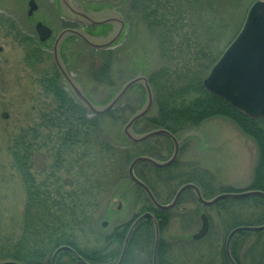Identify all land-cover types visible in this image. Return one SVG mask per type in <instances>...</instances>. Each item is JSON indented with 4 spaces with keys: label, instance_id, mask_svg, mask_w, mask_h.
I'll use <instances>...</instances> for the list:
<instances>
[{
    "label": "rangeland",
    "instance_id": "obj_1",
    "mask_svg": "<svg viewBox=\"0 0 264 264\" xmlns=\"http://www.w3.org/2000/svg\"><path fill=\"white\" fill-rule=\"evenodd\" d=\"M29 1L0 0V241L9 243H12L19 233L25 191L19 173L13 168L8 147L12 138L23 129L28 130L39 125L40 116L43 111H46V103H49L50 99L44 94L37 80L44 73L54 72L56 68L52 59L55 37L65 27L78 25L69 20L68 16L76 14L69 11L61 0H34L37 10L30 16ZM72 1L75 0H68L71 5H73ZM79 1L83 4L86 2ZM254 1L241 2V8L238 11L241 18L237 23H232V31H235L246 17L247 10ZM108 11L110 12L94 13V19L118 16L114 14L115 12L122 14L118 6H109ZM123 11L128 15L130 5L126 4ZM128 17L130 22L125 26V32L111 49V51H118L116 62L120 56L122 64L120 69L116 70V67L113 69V84L110 86L99 85L92 77L93 69L98 63L96 61L103 58L102 54L88 47L85 42L82 43V40L71 37L60 46V59L64 67L72 78L80 81L89 98L99 106L105 105L126 81L139 74H133L132 67L127 68L131 60L135 64L142 62L148 74L161 65L157 42L148 32L144 22L139 17ZM39 21L52 27L54 35L44 44V49H47L41 56L42 61L33 59V64H29L25 56L27 51L35 47L33 41H29L30 39L39 43L35 28ZM114 24L115 27H113ZM114 24L90 28L88 31L94 35H102L106 39L117 32L119 23ZM101 32L104 33L101 34ZM140 100L139 90H132L126 95L120 106L128 115L126 119L133 113ZM5 113L6 116H4ZM123 124L122 121L116 124L107 121L102 125L111 142L122 150L119 160L114 158L111 161L114 156L106 153L92 157L91 149L86 150L84 147L80 150L85 157L79 165L75 161V156L70 159L69 155H66L61 165L57 166L58 169L53 170L57 144L53 141L44 142L38 139L39 145L35 153L33 172L39 182L47 179L49 181L47 184L54 190L59 187H62V190H71L76 185L87 188L97 182L105 184L102 192L99 188H95L97 184L94 185V190L98 191L96 198L92 201L95 203H87L84 206L85 212L93 216L90 219L91 223L86 225L82 232H77V241L84 249L108 247L103 237L112 233L117 225L129 222L141 208L142 200L138 194L139 190L133 185L134 182L128 175L129 163L124 154L133 156L146 151L145 154L150 156L152 154L158 158L171 156L172 144L164 138L151 140L150 145L129 144L124 138ZM142 125H137V129H142ZM178 138L181 139L183 147L178 156V167L174 170H181L185 175L196 176L195 183L206 197L224 189H245L250 186L258 163V147L253 139L245 136L231 121L213 118L204 122L199 129L188 135H179ZM123 157L124 162L121 161ZM137 172H140L153 186L162 202H168L172 198L181 182L180 180L167 182L166 173L156 172L152 166L145 164L138 165ZM108 176L111 178L110 181L113 180L111 184H107ZM129 188L131 190L126 194L129 202L127 204L122 196L115 194L123 193ZM227 207L223 208L217 204L205 206L195 198L193 193H185L180 203L173 208L169 225L162 234L163 238L170 243L165 256L168 260L167 264H221L222 248L225 249L229 232L226 224L228 211L237 212L241 209L245 212L244 216L253 213L255 218L263 215V210L254 207L252 201L229 202ZM203 212L210 219L209 231L203 238L194 240L192 235L201 227ZM105 221L106 225L103 224ZM147 237L146 231L140 234L138 243L132 250L134 256L131 255L126 264H152L154 241L153 237L149 238L151 246H148L150 248L148 254L147 246L145 247ZM117 260H111L110 264ZM61 263L79 264L68 255L62 257Z\"/></svg>",
    "mask_w": 264,
    "mask_h": 264
},
{
    "label": "trees",
    "instance_id": "obj_2",
    "mask_svg": "<svg viewBox=\"0 0 264 264\" xmlns=\"http://www.w3.org/2000/svg\"><path fill=\"white\" fill-rule=\"evenodd\" d=\"M83 1H86L85 4L87 5H95L97 7H120L128 24L130 22L128 16L132 18L139 17L146 25L150 35L157 42L159 57L161 59L160 67H157L148 74L145 72L142 62L135 64L131 60L127 66V68H133V74L140 72L144 74L153 92L152 107L144 117L137 121L134 125V130L136 132H147L154 129H166L178 137L179 135L199 129L207 120L213 118L227 119L245 136L253 139L258 147V163L254 179L250 186L245 189L264 191V120L252 118L235 109L223 98L210 93L203 85V80L208 75L212 66L242 27L245 17L236 30L232 31V23H237L241 18L238 15V11H240L239 9L243 0ZM126 4L130 5L128 15L123 11V7ZM26 39L30 38L26 37ZM29 41H33L35 47L26 52V60L29 64H33V59L41 62V56L44 54V49L42 48L44 46L41 47L33 39ZM91 49L103 55V58L96 61L98 63L93 69L92 77L94 81L99 85L106 84L110 86L113 84V69L115 67L116 70L120 69L122 58L119 56L116 62L118 51H111L112 47ZM32 56L33 58L31 59ZM37 81L50 101L46 103V111H43L40 116L39 125L31 127L28 130L23 129L12 138V142L8 147L13 160V168L19 173L24 185L25 204L16 239L12 243L0 241V261L12 260L18 264H51L52 253L62 245H69L92 264H110L111 260L118 259L120 256L130 223L117 225L112 233L103 237L108 247L84 249L79 245L76 238L77 232H82L85 226L91 223L90 219L93 218V216L85 212L84 206L87 203H95L92 201L93 198H96L98 191L94 190V185L97 184L95 188H99L100 192H102V187L105 184L97 182L87 188H80L76 185L71 190H62V187L55 190L51 189V186L47 184L49 182L47 179V181L39 182V179L37 180L33 172L35 153L39 145L38 139H42L44 142H56L53 170L58 169L57 166L61 165L62 161L67 157L66 155H69L70 159H73L75 156V161L79 165L85 157L80 150V148L84 147H86V150L91 149L90 155L92 157L106 153L114 156L113 158L109 156L112 159L111 161L114 158L119 160L122 150L111 142L105 134L106 131L102 125L107 121L115 124L122 121V123L126 124L130 116L141 107L142 103L144 104L146 90L140 84L130 89V91L139 90L141 100L133 110V113L126 119L128 115L124 108L120 106L130 91L107 113L92 115L72 92L67 89L66 83L57 68L52 73H44ZM139 124H143L140 130L137 129V125ZM124 138L129 144L135 146L143 143L150 145L151 140L159 138L168 140L164 136H156L143 142H133L125 134ZM182 147L183 144L181 145ZM145 153L146 151L133 156L127 153L124 155L130 164L140 154L148 155ZM151 157L155 156L151 154ZM121 161L124 162V157ZM178 162L179 160L177 159L167 167H156L147 162H141L138 165H149L156 172L166 173L167 182L180 180L178 188L188 182L194 183L197 180L196 176H192V174L185 175L181 170H174L178 167ZM138 165L135 169L136 174L149 186L156 199L162 202L153 186L145 180L140 172H137ZM110 180L111 178L108 176L107 184L113 182V180ZM72 184L74 185V182ZM133 185L137 186L139 190L138 194L142 200V205L132 220L146 211H150L155 215L161 231L158 264H167L168 260L165 256L170 243L163 238L162 234L169 225L173 209L169 211L156 209L145 191L139 185L135 183ZM130 190L129 188L123 193L117 192L115 195L122 196L128 204L126 194ZM239 190L234 188L224 189L209 197L202 194L204 197L210 198L221 192H235ZM187 192L193 193L191 190L185 193ZM248 201H252L254 207L261 208L263 215L255 218L253 213L244 216L243 213L245 212H242L241 209L237 212L228 211L226 224L229 232L241 225L263 224L264 199L252 196L237 199H222L217 203L218 206L221 205L223 208H228L229 202ZM240 206L243 208L242 205ZM143 231H146L148 235L145 247L147 246V253H150L148 246H151L150 239L152 237L154 241V226L152 221L147 219L138 225L132 235L123 264L129 262L130 258L134 256V254L132 255V250L137 245L138 237ZM112 243L113 245L111 246ZM230 249L237 264H264V230L238 232L231 241ZM64 255H68L76 261L69 252L64 251L59 254L57 264H62L61 259ZM222 255L223 260L221 264H230L226 258L224 248H222ZM114 263L116 261L112 264Z\"/></svg>",
    "mask_w": 264,
    "mask_h": 264
},
{
    "label": "water",
    "instance_id": "obj_3",
    "mask_svg": "<svg viewBox=\"0 0 264 264\" xmlns=\"http://www.w3.org/2000/svg\"><path fill=\"white\" fill-rule=\"evenodd\" d=\"M69 11L76 14L72 16L73 19L84 23L85 25L100 26L114 23H119L117 32L106 39L92 36L88 32L79 29H65L56 38L54 45V61L62 73L65 81L70 87L74 96L80 103L86 107L91 113L95 115H102L109 110L124 97V95L136 84H141L146 90V100L144 104L130 117L129 121L124 126L126 136L136 142H140L157 135L168 136L174 143V151L172 156L166 161H160L149 156H138L133 159L129 168L128 174L134 183L140 185L147 197L153 205L162 210H170L174 208L184 191L191 189L196 195L197 199L202 205L212 206L222 199H236L250 196H258L264 198V191L262 190H243L237 192H224L220 193L210 199L203 197L201 190L194 183H186L182 185L176 192L173 199L166 204L160 203L147 184L142 181L135 173V166L140 162H148L158 167H166L172 164L179 152L181 140L177 139L170 131L166 129H156L145 133H136L134 131V124L145 114L148 113L153 104V92L146 76L139 74L132 79L128 80L121 88L115 93L105 105L99 106L92 102L84 93L79 83L72 78L70 73L64 67L60 59V45L62 41L69 35H75L84 40L90 46L95 48H104L111 46L118 40L124 33L126 22L121 13H114L118 16H106L102 19H94L96 12L92 11L90 7L83 5L79 0L72 1L61 0ZM29 14L37 9L34 0L29 2ZM77 9H76V8ZM100 12H110L108 8ZM95 13V14H94ZM115 27V24L114 26ZM36 31L41 41H45L52 35V30L43 22L39 21L36 26ZM204 87L211 93L225 99L234 108L249 115L252 118L264 119V0H257L248 10L246 19L243 26L235 39L226 48L219 60L214 64L208 76L203 81ZM6 116V113L4 114ZM151 219L154 224L155 230V244L153 249L152 264H157L158 247L160 242V230L158 221L155 216L150 212H145L140 215L132 224L130 228L121 256L116 264H121L126 253V249L130 240V236L143 219ZM202 224L200 229L193 234V239L198 240L203 238L209 231L210 221L206 213L201 215ZM106 225V222L103 223ZM264 230V223L260 225H241L233 228L225 242V253L230 264H237L234 260L230 244L235 234L241 231H259ZM70 251L81 264H92L86 261L76 250L68 245L58 247L52 255V264H56V258L61 251ZM0 264H17L15 261L0 262Z\"/></svg>",
    "mask_w": 264,
    "mask_h": 264
},
{
    "label": "flooded vegetation",
    "instance_id": "obj_4",
    "mask_svg": "<svg viewBox=\"0 0 264 264\" xmlns=\"http://www.w3.org/2000/svg\"><path fill=\"white\" fill-rule=\"evenodd\" d=\"M36 10H37V9H36ZM34 11H35V10H34ZM34 11H33V12H34ZM33 12H32V13H33ZM32 13L29 14V16L32 15ZM68 17H69L70 19H73L72 16H68ZM42 22H43V21H42ZM51 28H52V27H51ZM65 28H73V27L68 26V27H65ZM67 37H68V36H67ZM67 37H66V38H67ZM44 43H45V42H44ZM45 44H46V43H45ZM45 49H47V48H45ZM127 223H129V222H127ZM121 224H122V223H121ZM136 228H137V227H136ZM135 230H136V229H135ZM133 234H134V233H133ZM125 257H126V256H125Z\"/></svg>",
    "mask_w": 264,
    "mask_h": 264
}]
</instances>
